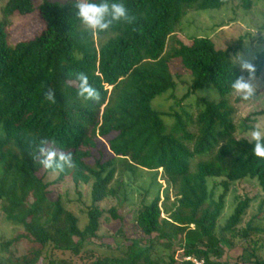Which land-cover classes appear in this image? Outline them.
<instances>
[{
  "label": "trees",
  "instance_id": "1",
  "mask_svg": "<svg viewBox=\"0 0 264 264\" xmlns=\"http://www.w3.org/2000/svg\"><path fill=\"white\" fill-rule=\"evenodd\" d=\"M230 1L109 0L123 2L131 19L94 33L82 28L75 1L43 0L39 14L44 30L16 44L9 41L7 21L0 20V201L7 220L38 244L7 256L4 264H77L74 258L102 225L104 211L96 204L116 195L110 183L119 161L131 170L135 166L162 170L177 189L169 217L163 216L160 194L138 212L136 223L144 234L168 238L184 234V253L209 264H240L220 261L222 242L234 246L239 240L247 245L243 261L264 264L259 255L264 226L255 218L244 224L252 198L241 199L217 233L233 183L250 178L264 190V160L254 156L249 139L235 135L229 95L240 70L231 61L233 49H217L210 38L194 37L191 45L181 43L173 54H164L187 10L222 7ZM3 8L7 16L35 11L33 0H7ZM95 34L111 36L98 47ZM174 59H181L193 77L188 95L214 87L218 99L200 98L195 119L178 115L169 130L151 102L177 88ZM255 63L259 75L264 70V51ZM79 72L99 91V102L77 95ZM49 88L55 92V102L45 98ZM191 124L196 131L189 129ZM44 139L55 140L61 150L71 152L75 168L60 172L38 164L34 155ZM196 157L204 159L193 169ZM53 175L56 179L50 181ZM66 178L76 184L92 183L95 205L84 229L61 200L49 197L50 186ZM218 187L223 188L219 196ZM110 213L119 218L115 208ZM0 246L8 249L10 243ZM151 249L134 241L125 258H98L91 264H141V257L154 264ZM170 257L171 264H178L175 253Z\"/></svg>",
  "mask_w": 264,
  "mask_h": 264
},
{
  "label": "rangeland",
  "instance_id": "2",
  "mask_svg": "<svg viewBox=\"0 0 264 264\" xmlns=\"http://www.w3.org/2000/svg\"><path fill=\"white\" fill-rule=\"evenodd\" d=\"M51 1L76 2V0ZM6 2L7 0H0V20L7 21L11 44L31 40L41 34L46 26L39 14V7L43 0H33L35 11L24 16L5 15L3 7ZM82 28L89 30L84 25ZM110 36L95 34L97 46L99 47ZM194 37L210 38L217 49L232 48L231 61L239 68L236 64L238 54L242 53L247 57L255 58L264 51V0H231L222 7L187 10L176 32L169 37L164 54H173L175 48L181 43L191 45ZM171 66L177 88L156 96L151 102L152 108L161 113L169 130L175 126L178 115L190 114L192 119H195L200 98L218 99V92L214 87L198 89L188 95L193 77L186 71L181 59L172 60ZM229 101L234 108L233 120L236 124L235 135L238 138L249 139L254 125L264 128V113H262L264 112V88L258 90L257 96L251 102L241 101L233 92L229 95ZM189 129L194 132L196 126L191 124ZM203 159V157H196L192 162V168L195 169L196 164ZM48 179L54 181L56 176H50ZM110 187L116 190V195L109 196L96 204L104 211L101 228L97 235L85 244V251L77 255L74 261L77 264H91L98 258H125L128 252H131L134 241H139L140 246H152L150 256L154 264H171L170 256L174 253L178 256L184 234L173 233L172 238L162 237L156 233L149 236L144 234L136 223L138 212L144 205L150 204L158 194L162 197L160 205L163 216L169 217L174 210L177 189L167 181L163 171H149L137 166L131 170L125 161H119ZM222 193L223 188L218 187L216 195L219 196ZM49 197L52 201L61 200L66 208L76 214L81 229L87 226L88 211L95 205L91 182L76 184L70 178H66L50 186ZM246 197L252 198L253 201L244 218V224L255 218L256 223L264 226V190L258 181L248 178L230 186L225 198V208L218 222L217 233L226 225L238 202ZM112 208L116 209L119 218L113 217L110 213ZM169 241H172L171 247L167 246ZM0 242L10 243L8 249L0 246V264H4L9 255L17 256L38 246L26 235L22 227L7 220L2 201H0ZM234 243V246H230L225 241L222 242L223 255L220 261L253 264L252 261H243L244 248L247 245L239 240ZM138 248L136 247V251ZM259 255L264 257V248L259 250ZM139 263L147 264L142 257Z\"/></svg>",
  "mask_w": 264,
  "mask_h": 264
},
{
  "label": "clouds",
  "instance_id": "3",
  "mask_svg": "<svg viewBox=\"0 0 264 264\" xmlns=\"http://www.w3.org/2000/svg\"><path fill=\"white\" fill-rule=\"evenodd\" d=\"M76 16L82 25L94 33L103 32L110 28L113 22L130 21V16L123 2H109V0H76ZM236 64L240 74L231 83L233 94L244 102H251L257 96L258 90L264 88V73L258 75L255 58L238 54ZM76 76L77 95L85 101H100V93L90 86L85 73ZM45 98L55 102V92L51 88L45 93ZM249 142L253 143L252 152L255 157L264 160V128L254 125L250 131ZM34 159L44 169L63 172L74 169L75 162L71 152L61 150L55 140L44 139L40 142Z\"/></svg>",
  "mask_w": 264,
  "mask_h": 264
},
{
  "label": "built area",
  "instance_id": "4",
  "mask_svg": "<svg viewBox=\"0 0 264 264\" xmlns=\"http://www.w3.org/2000/svg\"><path fill=\"white\" fill-rule=\"evenodd\" d=\"M185 246L180 244V249L178 250V256L176 260L178 264H209L204 258H199L195 255L185 254Z\"/></svg>",
  "mask_w": 264,
  "mask_h": 264
}]
</instances>
